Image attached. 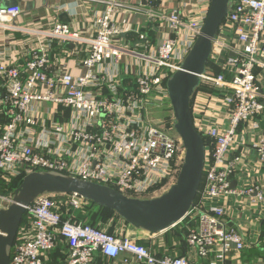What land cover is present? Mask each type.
Listing matches in <instances>:
<instances>
[{"label": "built area", "instance_id": "built-area-1", "mask_svg": "<svg viewBox=\"0 0 264 264\" xmlns=\"http://www.w3.org/2000/svg\"><path fill=\"white\" fill-rule=\"evenodd\" d=\"M85 1L103 7L91 37L57 21L46 40L23 55V64L0 62V183L54 171L130 198L159 197L177 182L186 156L167 82L200 35L211 0L191 18L180 8L164 11L146 0L139 9L155 26L157 38L120 20L136 8L128 0ZM21 14L19 6L0 8V27ZM129 32L137 35V43L123 39ZM55 42L85 46L80 74L53 54ZM219 48L226 53L217 64L223 73L205 74L202 83L212 84L211 102L227 112L226 126L208 118L194 123L211 145L199 199L186 216L196 223L188 245L203 259L215 253L217 260L209 264H228L232 251L248 246L246 235L224 220L226 207L219 201L232 193L241 157L231 152L242 144L239 138L256 137L253 148L264 162V0H232L212 60ZM163 107L166 114L158 118L156 109ZM249 192L263 200L258 187ZM12 196L0 193V209ZM88 204L77 194L38 197L24 214L10 264H94L99 257L111 264H194L184 256L159 257L127 236L130 226L122 218L103 226L66 219L71 210Z\"/></svg>", "mask_w": 264, "mask_h": 264}, {"label": "crops", "instance_id": "crops-1", "mask_svg": "<svg viewBox=\"0 0 264 264\" xmlns=\"http://www.w3.org/2000/svg\"><path fill=\"white\" fill-rule=\"evenodd\" d=\"M4 0H0V4ZM16 1V6L22 10L20 17L13 23H6L0 27V62L23 64L22 57L31 46L36 45L39 40L44 41L45 33L49 32L55 22L59 21L69 24L74 31L83 37L89 38L94 30L95 15L103 10L100 4L89 3L85 0H10ZM136 8L127 12L120 20L131 30H141L151 34V38L159 37L155 26L144 12L139 9L142 0H128ZM150 1V0H148ZM157 9L171 11L182 9L185 16L194 17L199 11H205L207 0H152ZM182 6V7H181ZM201 6V8H200ZM8 8V7H7ZM15 26L18 30L11 29ZM124 40L137 43V35L129 32L123 37ZM85 46H70L62 42H55L52 52L56 56L66 59L69 71L74 75L80 74V61L84 57L81 49ZM226 53L219 48L214 53L213 64L223 60ZM203 88V83L198 88L192 99V115L194 123H204V119H211L215 123L226 126L225 110L211 102L212 92ZM264 129V115L262 120ZM239 142L232 150V156L241 157L238 170L231 179L232 193L220 199V203L226 207L224 220L243 235H246L248 246L241 252L232 251L228 255V264H264V162L253 148L257 138L247 135V138H239ZM237 146V147H236ZM258 187L262 193L263 200H259L257 193L249 192L250 189ZM131 229V227H130ZM162 235H148L144 232V239L152 242H162ZM142 238V239H143ZM162 245V244H161ZM178 255V252L175 253ZM171 256V255H170ZM179 256V255H178ZM184 257L189 258L194 264H209L217 260L215 253L209 259L201 258L197 252L188 245ZM129 258V257H124ZM111 262H108V264ZM135 264V263H134Z\"/></svg>", "mask_w": 264, "mask_h": 264}, {"label": "water", "instance_id": "water-1", "mask_svg": "<svg viewBox=\"0 0 264 264\" xmlns=\"http://www.w3.org/2000/svg\"><path fill=\"white\" fill-rule=\"evenodd\" d=\"M143 5L146 0H142ZM232 0H211L208 14L192 49L181 68L167 82L176 118V131L186 150L185 162L177 182L153 199L127 197L109 187L82 181L54 171L27 174L12 199L0 209V264H10L13 247L27 208L47 194H77L114 211L131 228L159 234L174 228L190 212L203 179L206 146L194 125L192 99L206 74L213 43L226 19ZM16 1L4 0L0 8L14 7Z\"/></svg>", "mask_w": 264, "mask_h": 264}, {"label": "trees", "instance_id": "trees-1", "mask_svg": "<svg viewBox=\"0 0 264 264\" xmlns=\"http://www.w3.org/2000/svg\"><path fill=\"white\" fill-rule=\"evenodd\" d=\"M207 73H209L210 76H214V77L223 73L220 67L215 66L213 64L211 57L206 67V74ZM202 137L204 139V143L206 147L211 145V140L209 138L203 135ZM24 177L22 176L19 178H14L6 183L1 182L0 183V193L4 195H13L15 190L22 183ZM201 185H202L201 186L202 188L203 183ZM198 199H199V192L195 200V203L198 201ZM88 202L89 204L83 209H80L77 211L71 210L68 216L66 217V219H70L72 217L71 218L73 219L72 221H78L84 224L96 226V224L100 220H103L105 221V223H107L114 217L121 218L114 211L110 209H107L103 206L95 204L92 201H88ZM195 226H196V223L186 217L180 223H178L174 228H171L170 230L163 233L162 238H161L162 242L161 241L154 242L153 244L149 240H142V241L137 240V242L147 247H152L159 257H163L165 255L175 256L176 252H178V255L180 257H183L188 247V242H187L188 234L190 230L194 228ZM110 232L113 233L114 228L110 229ZM53 255L55 259L57 256V252H53ZM103 261H107V260L99 257V259L96 260L94 264H105V262Z\"/></svg>", "mask_w": 264, "mask_h": 264}, {"label": "rangeland", "instance_id": "rangeland-1", "mask_svg": "<svg viewBox=\"0 0 264 264\" xmlns=\"http://www.w3.org/2000/svg\"><path fill=\"white\" fill-rule=\"evenodd\" d=\"M149 36L152 37L151 34H149ZM207 74L210 75L209 73H207ZM203 88L206 89V90H210V88H212V84L210 82L209 83L205 82V83H203ZM169 103H171V102L169 101ZM165 114H166V111H164V107L162 109L161 108L156 109V116L158 118L163 117ZM104 224H105V221L100 220V221H98V223L96 224V226H103ZM127 236L130 237V238H132V239H134V240H136V241L137 240L138 241H140V240L141 241L142 240H149L148 238H146V239L143 238V237H146V236H144V232L139 231V230H135L133 228L129 229V233H128ZM98 259L99 258H97V260ZM103 262H105V264H108V261H103Z\"/></svg>", "mask_w": 264, "mask_h": 264}]
</instances>
